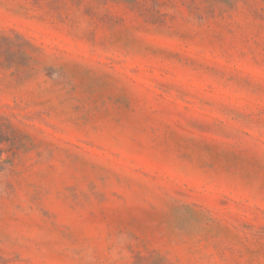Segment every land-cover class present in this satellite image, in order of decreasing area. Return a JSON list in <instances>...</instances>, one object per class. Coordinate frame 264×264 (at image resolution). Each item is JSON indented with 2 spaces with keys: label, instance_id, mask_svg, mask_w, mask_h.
I'll use <instances>...</instances> for the list:
<instances>
[{
  "label": "rangeland",
  "instance_id": "1",
  "mask_svg": "<svg viewBox=\"0 0 264 264\" xmlns=\"http://www.w3.org/2000/svg\"><path fill=\"white\" fill-rule=\"evenodd\" d=\"M0 264H264V0H0Z\"/></svg>",
  "mask_w": 264,
  "mask_h": 264
}]
</instances>
